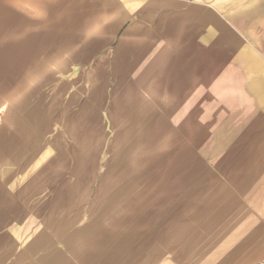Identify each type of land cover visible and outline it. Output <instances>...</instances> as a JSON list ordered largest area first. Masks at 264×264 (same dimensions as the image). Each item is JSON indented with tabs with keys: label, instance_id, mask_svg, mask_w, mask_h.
<instances>
[{
	"label": "rangeland",
	"instance_id": "rangeland-1",
	"mask_svg": "<svg viewBox=\"0 0 264 264\" xmlns=\"http://www.w3.org/2000/svg\"><path fill=\"white\" fill-rule=\"evenodd\" d=\"M9 1L0 0V179L16 175L20 146L26 166L47 155L48 175L40 198L0 203V264H123L155 242L186 264L202 242L223 239L263 259L264 0H209L206 33L194 24L168 55L120 48L90 57L97 66L64 55L78 41L61 35L108 16L109 3L45 0L31 14ZM12 111L31 123L22 145Z\"/></svg>",
	"mask_w": 264,
	"mask_h": 264
},
{
	"label": "crops",
	"instance_id": "crops-1",
	"mask_svg": "<svg viewBox=\"0 0 264 264\" xmlns=\"http://www.w3.org/2000/svg\"><path fill=\"white\" fill-rule=\"evenodd\" d=\"M33 1L34 0H24L26 12L32 14L34 9V12L37 11L38 13V10H40V12L42 10L43 12L45 0H40V4H34ZM102 1L104 6L109 3L111 7L108 16H106V14L105 16H102L104 14L103 13L102 15L96 16V18L93 16L90 18L87 17V20L84 19L80 22L82 24L80 27L75 25L73 34L66 33L61 35V39L63 41L66 40L69 42L70 40L76 39L78 41L75 46L74 44L71 45L69 42V49H66L67 52H64V55L66 53L71 56H86L88 57L87 60H89V66H97V63L90 57L94 58V56L99 55L118 54L117 50L120 48L127 49V53H122L127 56L160 55L161 52H156L159 48H164L165 51L163 54L168 55L171 53V45L173 49L174 43H176L177 39L185 41L191 38L189 34L193 33L192 27L194 24H196L197 28L200 26V32L202 34L207 32L209 0ZM9 2L13 6L17 5V0H10ZM39 7L41 9H39ZM30 17L32 19L33 15ZM34 17L41 18L42 23L44 22L43 15H34ZM103 24H105V27H102ZM82 41L91 42L87 44ZM75 48H78L80 51L76 52ZM19 119L20 118L17 117L13 111L9 113V124L11 127L15 126L13 129L15 130L14 133L18 134L16 138H19L17 140L19 141V144L22 145L24 143V139L27 140L26 142L29 141L28 138L31 134L29 135V132L27 131H29L31 123L27 121L24 123ZM14 121L16 122L14 123ZM9 132L12 134L13 131H11V128L9 129ZM34 135H36L35 130L32 131V136ZM31 142L33 143V141ZM36 152L41 153L36 155L34 160L26 166L24 161L26 151L24 147L20 146L16 155L17 157L23 158V163L16 166V171L14 173L16 175L13 177L9 175L7 178L0 179V203L5 209L14 207L15 203L13 204V202L17 198H40V194L43 192V185L45 184L44 178H47L46 176L48 175L46 168L47 165L42 163V159H44L47 155H45L41 150ZM25 174L28 175L26 176V180L24 178ZM15 183H17V186L9 188L10 184L14 185ZM18 184H22V187L19 188ZM18 193L23 195L19 197ZM8 200L9 202H4ZM152 247V255H150L148 251L145 256L135 253H132L130 256L129 252H126V256H124L126 259H124L122 263H178L177 261L173 262V258L169 255L167 257H161V247L159 242H155ZM195 254L196 257L197 255L198 257H195L194 261L186 264H248L253 261V258L243 256L245 254L242 252L241 247L234 245L227 239L220 240L216 242V245L212 246L206 244V242H202L201 250L195 252ZM144 257L147 263H145ZM167 259L169 261H167Z\"/></svg>",
	"mask_w": 264,
	"mask_h": 264
},
{
	"label": "built area",
	"instance_id": "built-area-1",
	"mask_svg": "<svg viewBox=\"0 0 264 264\" xmlns=\"http://www.w3.org/2000/svg\"><path fill=\"white\" fill-rule=\"evenodd\" d=\"M251 264H264V259L258 260L256 262H253Z\"/></svg>",
	"mask_w": 264,
	"mask_h": 264
},
{
	"label": "bare ground",
	"instance_id": "bare-ground-1",
	"mask_svg": "<svg viewBox=\"0 0 264 264\" xmlns=\"http://www.w3.org/2000/svg\"><path fill=\"white\" fill-rule=\"evenodd\" d=\"M211 38V37H210ZM251 52V51H250Z\"/></svg>",
	"mask_w": 264,
	"mask_h": 264
}]
</instances>
